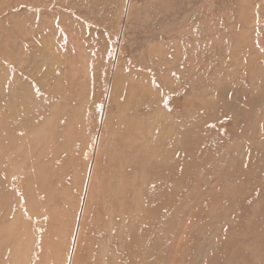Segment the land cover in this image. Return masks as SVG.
<instances>
[{"label":"rangeland","instance_id":"obj_1","mask_svg":"<svg viewBox=\"0 0 264 264\" xmlns=\"http://www.w3.org/2000/svg\"><path fill=\"white\" fill-rule=\"evenodd\" d=\"M0 264H264V0H0Z\"/></svg>","mask_w":264,"mask_h":264}]
</instances>
